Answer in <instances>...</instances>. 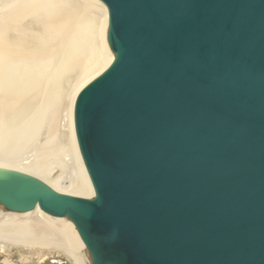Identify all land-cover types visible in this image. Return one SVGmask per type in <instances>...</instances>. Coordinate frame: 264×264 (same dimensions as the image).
<instances>
[{
  "label": "water",
  "instance_id": "95a60500",
  "mask_svg": "<svg viewBox=\"0 0 264 264\" xmlns=\"http://www.w3.org/2000/svg\"><path fill=\"white\" fill-rule=\"evenodd\" d=\"M115 58L78 95L93 199L0 169L92 264H264V0H100Z\"/></svg>",
  "mask_w": 264,
  "mask_h": 264
},
{
  "label": "bare ground",
  "instance_id": "6f19581e",
  "mask_svg": "<svg viewBox=\"0 0 264 264\" xmlns=\"http://www.w3.org/2000/svg\"><path fill=\"white\" fill-rule=\"evenodd\" d=\"M108 27L100 0H0V169L32 176L64 195L95 197L74 107L80 92L114 61ZM69 175V186H63ZM15 213L0 221V242L92 264L70 219L39 205Z\"/></svg>",
  "mask_w": 264,
  "mask_h": 264
},
{
  "label": "rangeland",
  "instance_id": "374dc122",
  "mask_svg": "<svg viewBox=\"0 0 264 264\" xmlns=\"http://www.w3.org/2000/svg\"><path fill=\"white\" fill-rule=\"evenodd\" d=\"M50 166L53 167V162L50 163ZM53 169L61 170L59 168ZM55 173L59 174L60 171H57ZM56 174L54 175L56 176ZM68 177H70V175L66 176L62 180L63 186H69L70 178ZM14 213L15 212L7 210L0 205V221L5 220L9 217V215ZM37 250L38 249L33 250L32 248L22 247L20 245H9L7 243L0 242V259H9L14 264H45L49 260L58 264H73L62 252L46 251L43 253H39L37 252Z\"/></svg>",
  "mask_w": 264,
  "mask_h": 264
}]
</instances>
